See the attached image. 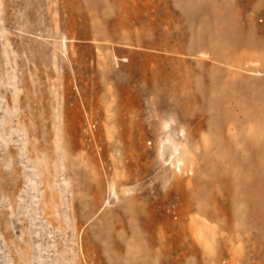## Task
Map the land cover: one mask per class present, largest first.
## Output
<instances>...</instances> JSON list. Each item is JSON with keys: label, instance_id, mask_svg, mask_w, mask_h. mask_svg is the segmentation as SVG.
Listing matches in <instances>:
<instances>
[{"label": "rangeland", "instance_id": "374dc122", "mask_svg": "<svg viewBox=\"0 0 264 264\" xmlns=\"http://www.w3.org/2000/svg\"><path fill=\"white\" fill-rule=\"evenodd\" d=\"M0 169V264H264V0H0Z\"/></svg>", "mask_w": 264, "mask_h": 264}, {"label": "bare ground", "instance_id": "6f19581e", "mask_svg": "<svg viewBox=\"0 0 264 264\" xmlns=\"http://www.w3.org/2000/svg\"><path fill=\"white\" fill-rule=\"evenodd\" d=\"M256 165H262L263 164V161H259L258 159H254V161ZM13 188L14 189L16 188V184H15V180L13 182H10L6 179V175H5V172L0 169V192H5L8 188ZM225 188L226 190H230V185H229V180L226 181L225 183ZM143 209V207H141ZM141 208H139V211L141 210ZM144 211V209H143ZM142 210L140 212L144 213ZM139 212V213H140ZM141 215V214H140ZM119 246H120V243H119Z\"/></svg>", "mask_w": 264, "mask_h": 264}]
</instances>
